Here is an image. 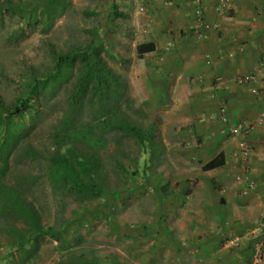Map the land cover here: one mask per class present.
Instances as JSON below:
<instances>
[{
	"label": "rangeland",
	"instance_id": "rangeland-1",
	"mask_svg": "<svg viewBox=\"0 0 264 264\" xmlns=\"http://www.w3.org/2000/svg\"><path fill=\"white\" fill-rule=\"evenodd\" d=\"M114 1L116 0H72L73 8L56 23L51 32L44 34L40 28L29 30L27 37L17 42L10 40V34L21 27V23L16 17L6 18L4 28L0 30V95L3 100L8 104L14 101L19 93L18 84L28 67H37L42 73L49 69L50 60L46 55L48 45L57 50L68 51L85 46L95 39L103 42L107 51L113 53L112 44L116 36L110 34L109 29L119 25L127 32L134 29L135 25H141L142 19L147 16L141 0H127L131 6L127 12L129 18L116 21L110 13ZM122 1L118 0V3L122 5ZM141 7L145 8L144 12H140ZM136 37L132 33V38L124 37L122 41L126 63L120 64L106 55L105 59L122 77L127 87V96L134 102V109L141 110L146 115L138 117L126 109L131 121L144 130L153 125L160 150L144 155L132 138L121 132L108 135L107 148L99 152L107 185V206L95 201L81 204L74 197L54 193L46 178L43 156L52 149L51 130L65 107L66 88L51 102V114L41 121L32 136L31 143L42 156L33 161L17 157L11 162L10 178H14V181L15 177L23 174L38 178L37 183L30 187L28 197L39 210L45 226L57 224L71 214H75L74 219L83 218L78 230L80 242L75 254L79 257L84 255L87 258H97L100 260L99 264H115L117 259L122 264H143L153 235L159 234L157 230L160 224L155 221L161 213L164 216L170 215L168 211L175 206L174 215H203L200 208L202 203L210 206L212 201L223 196L221 172L202 170L206 161L215 154L212 143L191 139L195 129L170 127L171 124L168 123H173L174 112L165 117L164 113L154 109V98L149 89L145 88V80L141 77L149 70L150 63L138 55L137 45L144 40L138 38L134 41ZM175 133L182 136V139ZM213 137L224 136L220 132L215 133L212 139ZM226 141V137L225 140L222 139V142ZM223 145L221 143L219 147ZM155 146L154 142L151 143V147ZM132 173L137 174L131 176ZM235 175L229 170V183L235 189L237 198L243 200ZM166 183H170L172 192L175 186L179 189L172 202L167 201L161 193V186ZM229 213L238 219V213H233V210ZM261 213L262 211L256 214L258 220L261 219ZM17 226L21 227V222ZM228 229L230 228L227 227L226 230ZM150 230L157 232L150 233ZM6 238L5 232L0 231L3 244ZM60 260L57 243L47 238L42 241L38 258L32 264H60ZM84 260L80 258L78 264H84Z\"/></svg>",
	"mask_w": 264,
	"mask_h": 264
},
{
	"label": "crops",
	"instance_id": "crops-1",
	"mask_svg": "<svg viewBox=\"0 0 264 264\" xmlns=\"http://www.w3.org/2000/svg\"><path fill=\"white\" fill-rule=\"evenodd\" d=\"M218 1L141 0L147 14L141 25L127 32L119 25L112 27L116 36L112 44L113 59L120 64L127 62L122 51L124 37L132 38L134 33L137 36L134 41L144 40L137 47L152 46L151 52L140 57L150 63L149 70L141 77L154 98V109L165 117L174 112L173 123H168L170 127L195 129L191 139L212 143L215 154L204 165L220 154L225 162L222 168L208 171L221 172L223 196L210 206L202 203L203 215H174L175 206L168 211L170 215L161 213L155 221L160 224L159 234L153 235L143 264H258L257 252L260 250L264 256V233L251 235L264 221V71L258 75L256 84L259 96L252 95L248 86L237 83L238 77L254 72L264 58V0H232L223 18L216 12ZM115 2L128 19L131 6L127 0L122 5L118 0ZM198 10L203 22L220 26L218 31L206 33L201 39L197 36ZM170 42L173 48L166 52ZM219 77L224 79L223 85H219ZM221 104L226 106L231 124L246 121L255 125L245 139L251 148L249 156L243 157L237 140L212 139L224 128L218 114ZM221 143L224 145L219 147ZM229 170L236 174L235 182L243 200L237 198L229 183ZM240 174L255 182L249 196L242 195L244 184L236 181ZM177 193L163 197L172 202ZM231 210L239 214L238 219L230 215ZM260 211L258 220L256 214ZM227 227L230 229L226 230ZM235 237L241 239L238 248L228 244ZM117 262L122 264L119 259Z\"/></svg>",
	"mask_w": 264,
	"mask_h": 264
},
{
	"label": "trees",
	"instance_id": "trees-1",
	"mask_svg": "<svg viewBox=\"0 0 264 264\" xmlns=\"http://www.w3.org/2000/svg\"><path fill=\"white\" fill-rule=\"evenodd\" d=\"M72 8V0H0V30L6 18L16 17L21 27L10 34L13 42L23 40L29 30L37 28L48 34ZM110 13L116 21L126 17L115 1ZM109 32L114 34V28ZM137 51L143 56L152 51V46L140 45ZM46 55L49 69L42 73L37 67H28L12 103L5 102L0 95V231L7 236L4 244L0 239V264H32L47 238L57 243L60 264H78L80 258L85 259L84 264H99L97 258L75 254L83 218L74 219L75 214H71L57 224L45 226L39 210L28 197L38 178L23 174L14 181L10 178L11 162L17 157L33 161L42 156L31 143L32 136L41 121L51 114V102L66 88L65 107L51 130L52 149L43 156L46 178L54 193L74 197L81 204L95 201L107 206V185L99 152L107 148L108 135L123 133L135 140L147 155L160 150L156 129L152 125L144 130L131 121L126 109L138 117L146 115L134 109L122 77L105 59V55L111 58L113 55L103 42L92 39L85 46L68 51L48 45ZM153 142L155 147H151ZM224 165L220 154L202 170L208 172ZM121 170L126 172L124 168ZM178 190L176 186L173 188V192ZM173 192L170 183L161 188L166 198ZM18 222L21 227L17 226Z\"/></svg>",
	"mask_w": 264,
	"mask_h": 264
},
{
	"label": "built area",
	"instance_id": "built-area-1",
	"mask_svg": "<svg viewBox=\"0 0 264 264\" xmlns=\"http://www.w3.org/2000/svg\"><path fill=\"white\" fill-rule=\"evenodd\" d=\"M232 0H219L216 7V12L218 17H225L229 10ZM140 12H144V8L139 9ZM197 36L199 39L204 37V34L218 31L219 24H207L203 22L202 13L200 10L197 11ZM173 48V43H168L165 47L166 52L171 51ZM264 71V58L259 61L256 66L254 72L249 73L244 76H240L237 78V83L242 86H248L252 95L259 96L260 89L256 85L258 83V75ZM219 85L224 84V79L219 77L217 79ZM218 114L221 123L224 125V128L221 131V134L230 139L237 140L238 149L241 151L243 157H247L250 154V148L247 145L245 139L249 136L255 129V125L247 123L246 121H240L235 124H231V121L227 115V108L225 105L221 104L218 106ZM236 181L240 184H244V188L242 189L243 196H249L250 193L255 188V182L251 179H248L244 175L240 174L236 176ZM264 233V221L260 223L251 233L253 236L261 235ZM240 237H235L228 241L230 247L238 248L240 246ZM255 261L258 264H264V256L259 250L255 255Z\"/></svg>",
	"mask_w": 264,
	"mask_h": 264
}]
</instances>
